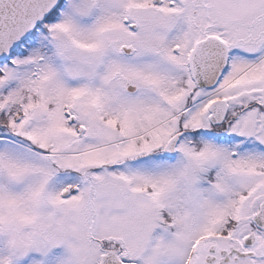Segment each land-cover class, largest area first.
<instances>
[{
	"label": "snow or ice",
	"instance_id": "1",
	"mask_svg": "<svg viewBox=\"0 0 264 264\" xmlns=\"http://www.w3.org/2000/svg\"><path fill=\"white\" fill-rule=\"evenodd\" d=\"M0 264H264V0H0Z\"/></svg>",
	"mask_w": 264,
	"mask_h": 264
}]
</instances>
